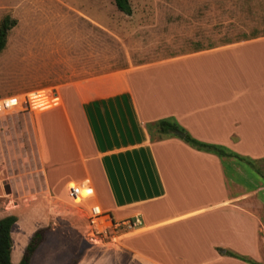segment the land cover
<instances>
[{"label":"crops","instance_id":"0c3cea01","mask_svg":"<svg viewBox=\"0 0 264 264\" xmlns=\"http://www.w3.org/2000/svg\"><path fill=\"white\" fill-rule=\"evenodd\" d=\"M207 3L189 22L229 18L233 6ZM249 28L230 36L214 32L182 53L73 81L55 90L56 105L45 92L34 94L39 106L26 112L36 191L33 200L0 215L16 216L11 263L42 229L28 264L41 249L57 264H97L101 253L112 254L103 264H253L225 252L264 264V182L249 186L254 169L244 159L219 158L171 135L150 138L146 129L170 117L197 140L264 160V31ZM2 173L0 167V198L8 190ZM84 180L90 195L79 212L95 202L114 220L137 215L140 227L116 244L82 242L78 231L50 237L44 221L48 211L56 212L54 199L64 200L66 185ZM253 202L261 204L258 210ZM24 212L32 215L31 229L15 249L12 228Z\"/></svg>","mask_w":264,"mask_h":264},{"label":"rangeland","instance_id":"374dc122","mask_svg":"<svg viewBox=\"0 0 264 264\" xmlns=\"http://www.w3.org/2000/svg\"><path fill=\"white\" fill-rule=\"evenodd\" d=\"M207 1L128 0L131 12L126 15L112 0H0V19L4 15L15 19L0 51V98L32 91L34 94L56 92L76 80L196 48L195 43L214 38V32L219 37L230 36L252 25L264 31V0H253V7L246 6L250 5L248 0H224L233 6L226 14L230 19L224 17L221 23L189 22L190 16L204 13L203 9L209 6ZM246 13L250 15L249 21H245ZM192 34L202 39L194 41ZM28 114L17 108L0 114V167L8 189L0 198V215L15 203L33 200L36 191L30 185L31 181L37 183L38 175ZM244 160L254 169L249 186L264 182V160ZM85 201L54 199L56 212L47 210L49 218L44 221L50 237L57 234L67 238L78 231L82 242L86 240L85 214L78 210ZM250 206L258 210L261 204L253 202ZM31 218V214L24 212L13 226L15 249L18 241L22 243L28 236ZM14 256L12 260L16 264L19 258ZM96 256V263L103 264L112 254ZM54 257L41 249L33 255L31 264H57Z\"/></svg>","mask_w":264,"mask_h":264},{"label":"trees","instance_id":"16d2710c","mask_svg":"<svg viewBox=\"0 0 264 264\" xmlns=\"http://www.w3.org/2000/svg\"><path fill=\"white\" fill-rule=\"evenodd\" d=\"M115 7L121 11L123 14L129 15L131 8L129 6L128 0H112ZM15 24V19L9 15H4L0 19V51L5 45V39L9 29ZM146 129L150 138L153 134L158 135H171L181 139L184 143L190 147L201 150L204 152L212 153L219 158L223 157H232L238 159H247L242 155H239L235 152L230 151L229 149L221 146L219 144L203 142L193 138L183 127H181L173 118H160L155 120L152 123L146 124ZM249 164V162H247ZM250 165V164H249ZM251 166V165H250ZM16 221V216L14 214H7L3 217H0V264H13L10 261V227ZM42 238V229H37L33 232L30 239L28 240L22 255L19 261L16 264H28L29 258L35 247L41 241ZM228 255L235 256L242 260L248 261L250 263L256 264L253 261L247 260L242 256L232 254L230 252H225Z\"/></svg>","mask_w":264,"mask_h":264},{"label":"built area","instance_id":"2783aa9c","mask_svg":"<svg viewBox=\"0 0 264 264\" xmlns=\"http://www.w3.org/2000/svg\"><path fill=\"white\" fill-rule=\"evenodd\" d=\"M29 93L0 98V114L14 108L20 111H34L30 103ZM45 95L49 101L56 98L53 105L59 102L53 90L45 91ZM89 195V185L85 180L67 184L65 187V196L70 201H80ZM85 207V239L93 244L117 242L123 233L135 230L141 225V220L137 215L114 220L108 212L101 209L95 202H88Z\"/></svg>","mask_w":264,"mask_h":264},{"label":"bare ground","instance_id":"6f19581e","mask_svg":"<svg viewBox=\"0 0 264 264\" xmlns=\"http://www.w3.org/2000/svg\"><path fill=\"white\" fill-rule=\"evenodd\" d=\"M29 99H30L32 109L37 108L39 106L40 98L36 97L33 91L29 93Z\"/></svg>","mask_w":264,"mask_h":264}]
</instances>
